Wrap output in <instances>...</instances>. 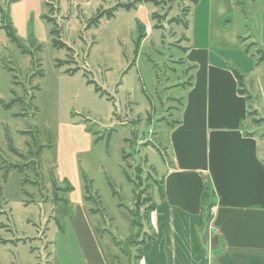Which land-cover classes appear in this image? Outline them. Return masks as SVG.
Masks as SVG:
<instances>
[{
    "label": "rangeland",
    "instance_id": "1",
    "mask_svg": "<svg viewBox=\"0 0 264 264\" xmlns=\"http://www.w3.org/2000/svg\"><path fill=\"white\" fill-rule=\"evenodd\" d=\"M192 1L0 0V264H101L76 247L81 209L66 203L86 186L109 264H137L190 77ZM235 4L228 16L255 70L241 85L245 131L263 146L264 0Z\"/></svg>",
    "mask_w": 264,
    "mask_h": 264
},
{
    "label": "crops",
    "instance_id": "2",
    "mask_svg": "<svg viewBox=\"0 0 264 264\" xmlns=\"http://www.w3.org/2000/svg\"><path fill=\"white\" fill-rule=\"evenodd\" d=\"M235 5L196 0L191 12L181 58L190 77L166 132V170L147 221L154 239L140 246L137 264H264V145L245 131L248 100L239 89L255 70L228 16ZM80 197L66 200L81 209L76 247L109 264Z\"/></svg>",
    "mask_w": 264,
    "mask_h": 264
},
{
    "label": "trees",
    "instance_id": "3",
    "mask_svg": "<svg viewBox=\"0 0 264 264\" xmlns=\"http://www.w3.org/2000/svg\"><path fill=\"white\" fill-rule=\"evenodd\" d=\"M193 3H196V0H193L192 1ZM103 12L102 13H99L95 18H94V20H95V22H97V20L99 19V18H102L103 17ZM108 15V18H110L111 16H112V13H110V12H108L107 13ZM185 26H187L186 24H185ZM7 29H8V36L12 39V41H16V39H15V37H14V35H13V32H12V30L10 29V27L9 26H7ZM138 33H139V36H138V38H139V41H141L143 38H144V33H143V30H142V28L140 27V26H138ZM51 34H53V35H55V36H57L58 35V32H57V29L56 28H54L53 30H52V32H51ZM59 42V40H54V45L55 46H57L58 47V45L59 46H64V44L63 43H58ZM138 46H139V43H137V45H136V48H138ZM235 77H236V79H237V82H238V85H239V88H240V80H241V78H240V76L239 75H237L236 73H235ZM88 84H93V82L92 81H88ZM100 90H99V88L98 87H96L95 86V92H99ZM239 92L241 93V94H244L243 92H242V90H240L239 89ZM247 100H248V98H247ZM248 115V114H247ZM5 167H1L0 169L1 170H3ZM7 169H6V171H4V173H3V177H2V179H3V181H5L6 180V175H7ZM83 178H85V177H83ZM86 180V179H85ZM87 185V184H86ZM110 187H111V185H110ZM87 188H88V186H86L85 187V193H86V195L85 196H83V198L85 199V200H88L89 199V195L87 194L88 193V191H87ZM112 188V187H111ZM64 191H70V187H67V189H64ZM113 194H115L116 195V192L113 190ZM88 195V196H87ZM66 203H67V201H66ZM152 208H153V206L151 205L150 206V208H149V210H148V213L152 210ZM208 210H209V207L207 206L206 207V210H205V216H206V220H208V219H210V216H209V214H208ZM148 213H147V221H148ZM95 231H97L96 229H95ZM154 239V237L152 236V235H149L147 238H145V239H142V240H140L138 243H139V249H138V251H137V254H136V256H135V260L138 262L139 260H140V257H141V250H140V246L142 245V244H144L146 241H151V240H153ZM107 256H108V259H109V261H111L110 260V257H109V255L107 254ZM112 264V263H111Z\"/></svg>",
    "mask_w": 264,
    "mask_h": 264
},
{
    "label": "built area",
    "instance_id": "4",
    "mask_svg": "<svg viewBox=\"0 0 264 264\" xmlns=\"http://www.w3.org/2000/svg\"><path fill=\"white\" fill-rule=\"evenodd\" d=\"M212 214H213V209H210V211H209V216L211 217ZM208 229H209V232H210V233L216 232V231H215V228H214L213 226H211V225L208 226Z\"/></svg>",
    "mask_w": 264,
    "mask_h": 264
}]
</instances>
